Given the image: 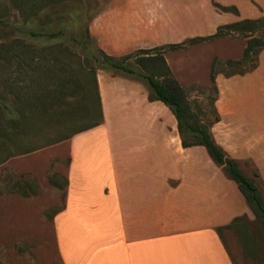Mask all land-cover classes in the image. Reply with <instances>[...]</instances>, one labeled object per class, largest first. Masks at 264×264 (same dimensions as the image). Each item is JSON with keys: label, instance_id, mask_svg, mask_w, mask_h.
<instances>
[{"label": "crops", "instance_id": "0c3cea01", "mask_svg": "<svg viewBox=\"0 0 264 264\" xmlns=\"http://www.w3.org/2000/svg\"><path fill=\"white\" fill-rule=\"evenodd\" d=\"M216 1L238 11L222 13L228 15L223 24L264 14V0ZM159 4L103 0L89 18L88 36L115 59L144 50L145 34L180 43L181 31L160 14ZM112 72L96 74L102 123L67 141L63 205L51 220L58 264H234L230 254L242 244L225 227L249 214L235 183L203 147L182 148L171 112L147 100V87L136 76ZM214 85L218 121L211 137L253 180L261 200L264 49L253 70L217 75Z\"/></svg>", "mask_w": 264, "mask_h": 264}, {"label": "rangeland", "instance_id": "374dc122", "mask_svg": "<svg viewBox=\"0 0 264 264\" xmlns=\"http://www.w3.org/2000/svg\"><path fill=\"white\" fill-rule=\"evenodd\" d=\"M102 1L0 0V44H9L14 51H27V60L37 57L41 49L51 48L53 52L50 55H56L59 62L68 63L71 67L79 63L87 65L83 46L89 44L97 48L95 40L87 38L89 18ZM159 3L160 14L168 15L170 21L178 27L183 35L182 41L214 33L212 25H225L223 16L228 15L216 10L213 4L234 6L223 2L220 4L216 0H159ZM259 16L256 19L263 18L264 14ZM149 23L158 26L165 21L152 20ZM29 32L37 36L31 38ZM51 33H56V36L49 38ZM251 36L263 37L264 25ZM171 39L167 37L157 41L145 34L139 45L144 50L166 48V45L159 46L158 43H175ZM245 45L246 38L233 33L197 45H186L179 50H165L163 53L171 77L186 94L200 124L208 126L217 116L214 109L216 89L214 81L212 83L209 79L211 65L218 63L214 78L217 75L225 77L224 74L232 70L247 69L250 61L235 69L224 65L226 61L240 60ZM61 50H66L68 55ZM125 64L142 72L134 64V59ZM28 65L30 61H26L24 69L18 71L12 61L9 67L0 69L1 104L8 105L11 111L19 107L15 97L22 93L21 88L33 86L32 75L36 73H32ZM136 79L147 87L143 79ZM76 100L70 93L66 94L62 104L50 112L33 110L19 127V138L11 143L1 139L4 147L0 148V158L16 148L38 149L12 156L0 164V264H58L51 220L52 215L63 205L67 141L74 132L91 123V119L80 111ZM0 112L3 113L1 108ZM3 121L5 119L0 124L3 123L4 127ZM213 124L209 126V132ZM250 181L253 183V180ZM261 201L264 205L263 194ZM248 212L246 222L257 250L249 256L244 254L243 248L240 251L238 245V249L230 255L234 264H264V227L249 209ZM240 255L245 262L241 261Z\"/></svg>", "mask_w": 264, "mask_h": 264}, {"label": "trees", "instance_id": "16d2710c", "mask_svg": "<svg viewBox=\"0 0 264 264\" xmlns=\"http://www.w3.org/2000/svg\"><path fill=\"white\" fill-rule=\"evenodd\" d=\"M213 7L222 13L238 15L237 9L234 6L213 4ZM263 25L264 17L255 20L243 19L218 26L214 33L208 36L188 38L180 43L168 44L166 48L137 50L117 60L105 55L98 48H93L89 44H86L83 46V49L87 58V65L79 63L75 67H71L65 62H59L56 55H50L53 52L51 48L41 49L37 57H31L27 60V51H14L9 44H0V69H6L13 61L17 66L16 69L20 71L24 69L26 61H30L31 66H28L31 68L32 73H36L32 75L34 77L31 81L33 86L26 87L25 89L21 88L23 90L22 93L15 97L16 104L19 106H17L18 108L14 107L15 110L11 111L8 105L1 104L0 100V108L1 111L3 110V113L0 112V123L1 120L5 119L3 121L5 126H2L3 123L0 124V148L4 147V142L1 139L11 143V141L13 142L21 136L19 127L27 119L28 114H31L36 109V111H41L42 113L50 112L54 107L62 104L66 94L69 95L70 93L73 97L77 98L76 101L80 111L91 119V123L88 126L77 130L72 136L100 125L102 123V112L95 72L118 71L125 75L136 76L139 79H143L147 84V100L149 102H160L171 112L176 121V130L182 148L203 147L211 161L215 165L221 166L228 179L235 183L248 209L254 218L264 227V205L253 183L240 172L234 160L224 155L210 135L208 128L217 122V116L208 126L200 124L197 115L191 110L186 94L171 77L163 58L165 50H179L186 45H197L234 33L246 38V45L240 60L226 61L224 65L235 69L247 61H250L251 64L247 69L232 70L225 73L224 76H240L255 68L256 57L264 49V36H251ZM28 35L31 38L37 36L33 32H29ZM55 36L56 33L49 34V38H54ZM87 38L91 40L89 36ZM62 53L67 54L66 50H63ZM131 59H134V64L142 72L126 66L125 63ZM38 60L40 61L38 62ZM217 64V62H214L210 68L209 79L212 83L215 74H217L215 72ZM86 85L89 86V89ZM36 149L38 148L31 150L13 149L14 151L0 158V164L12 156L28 154ZM246 221V216L234 218L225 229H232L239 238L244 252L252 256L257 249L254 244L253 234L249 230ZM216 231H219V229Z\"/></svg>", "mask_w": 264, "mask_h": 264}]
</instances>
